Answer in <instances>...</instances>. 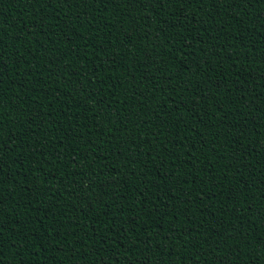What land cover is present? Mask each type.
Here are the masks:
<instances>
[{
	"label": "trees",
	"instance_id": "trees-1",
	"mask_svg": "<svg viewBox=\"0 0 264 264\" xmlns=\"http://www.w3.org/2000/svg\"><path fill=\"white\" fill-rule=\"evenodd\" d=\"M0 264H264V0H0Z\"/></svg>",
	"mask_w": 264,
	"mask_h": 264
},
{
	"label": "snow or ice",
	"instance_id": "snow-or-ice-1",
	"mask_svg": "<svg viewBox=\"0 0 264 264\" xmlns=\"http://www.w3.org/2000/svg\"><path fill=\"white\" fill-rule=\"evenodd\" d=\"M0 163H2V162H0Z\"/></svg>",
	"mask_w": 264,
	"mask_h": 264
}]
</instances>
